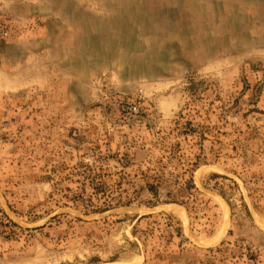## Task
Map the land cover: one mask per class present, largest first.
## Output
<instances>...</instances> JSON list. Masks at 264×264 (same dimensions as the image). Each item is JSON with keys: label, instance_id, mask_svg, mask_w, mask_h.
<instances>
[{"label": "rangeland", "instance_id": "obj_1", "mask_svg": "<svg viewBox=\"0 0 264 264\" xmlns=\"http://www.w3.org/2000/svg\"><path fill=\"white\" fill-rule=\"evenodd\" d=\"M0 264H264V0H0Z\"/></svg>", "mask_w": 264, "mask_h": 264}, {"label": "trees", "instance_id": "obj_2", "mask_svg": "<svg viewBox=\"0 0 264 264\" xmlns=\"http://www.w3.org/2000/svg\"><path fill=\"white\" fill-rule=\"evenodd\" d=\"M195 88H196V83L195 82H191L190 83V85H189V87H188V90H195ZM193 165V164H192ZM160 166H162V165H160ZM159 170H161V169H158V171H155V179L157 180L156 182H157V184H160L161 183V181L163 180V178H162V174H163V172H161V171H159ZM191 170L192 171H194L195 169L194 168H191ZM158 174V175H157ZM88 179H89V182L92 184V186H93V189H96L97 191H104V193H106V189L105 188H103L102 187V181L100 180L101 179V176H99V178H98V180L97 179H95L94 177H88ZM188 184L190 185V186H192L193 188H195V185L193 184V181H192V178L190 177L189 178V180H188ZM151 191H153V193H154V191H155V189H156V185H153V184H150L149 185V187H148ZM197 190V189H196ZM103 193V194H104ZM166 202H171V201H166ZM246 212L249 214V211H248V209L246 208ZM9 223L11 224V225H16V223H14L13 221H11V220H9Z\"/></svg>", "mask_w": 264, "mask_h": 264}]
</instances>
